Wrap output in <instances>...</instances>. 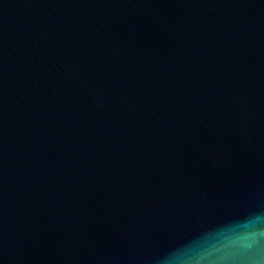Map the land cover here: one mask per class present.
<instances>
[{
    "label": "water",
    "instance_id": "95a60500",
    "mask_svg": "<svg viewBox=\"0 0 264 264\" xmlns=\"http://www.w3.org/2000/svg\"><path fill=\"white\" fill-rule=\"evenodd\" d=\"M258 241L264 0H0V264Z\"/></svg>",
    "mask_w": 264,
    "mask_h": 264
},
{
    "label": "clouds",
    "instance_id": "9594fccd",
    "mask_svg": "<svg viewBox=\"0 0 264 264\" xmlns=\"http://www.w3.org/2000/svg\"><path fill=\"white\" fill-rule=\"evenodd\" d=\"M221 264H264V247L258 241L250 251L237 257H226Z\"/></svg>",
    "mask_w": 264,
    "mask_h": 264
}]
</instances>
